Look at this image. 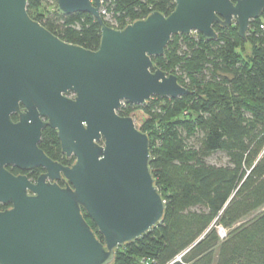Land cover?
<instances>
[{"label": "water", "instance_id": "obj_1", "mask_svg": "<svg viewBox=\"0 0 264 264\" xmlns=\"http://www.w3.org/2000/svg\"><path fill=\"white\" fill-rule=\"evenodd\" d=\"M106 1L55 0L61 14L96 18L100 42L89 50L32 19L26 0H0V203L9 205L0 210V264H110L117 248L161 223L165 200L148 135L117 110L123 101L188 93L152 61L173 34L214 39V23L235 22L246 40L250 20L264 11V0H174L168 15L152 11L115 29L99 13ZM45 126L74 157L70 165L39 148ZM7 166L43 172L31 181Z\"/></svg>", "mask_w": 264, "mask_h": 264}, {"label": "trees", "instance_id": "obj_2", "mask_svg": "<svg viewBox=\"0 0 264 264\" xmlns=\"http://www.w3.org/2000/svg\"><path fill=\"white\" fill-rule=\"evenodd\" d=\"M44 2L26 0L32 19L62 41L98 48L100 25L93 15H64L57 7L37 13ZM174 4L109 0L103 7L110 18L101 17L121 29L152 11L168 15ZM213 28L214 39L196 31L173 34L163 54L152 57L188 93L154 96L141 105L123 101L117 110L148 135L149 166L165 210L161 223L117 248L110 264H264V11L250 20L246 40L235 22ZM38 146L54 161H74L49 126ZM7 206L0 203V210Z\"/></svg>", "mask_w": 264, "mask_h": 264}, {"label": "flooded vegetation", "instance_id": "obj_3", "mask_svg": "<svg viewBox=\"0 0 264 264\" xmlns=\"http://www.w3.org/2000/svg\"><path fill=\"white\" fill-rule=\"evenodd\" d=\"M16 116V115H15ZM17 120V116H16V119H13V121H16ZM42 132V131H41ZM67 157V156H66ZM58 162V161H57ZM60 163V162H59ZM62 164V163H61ZM64 165V164H63ZM70 165V164H69ZM11 168H13V169H16L17 170V173L15 174V175H19V174H23V175H25V176H27L28 177V179H30L31 181H35L36 180V178L38 177V175L39 174H41L42 172H43V169L42 170H39V172H38V174H37V176H36V178H32V177H29V175H32V173H34L35 172V169L36 168H40V167H35V168H33V169H29V170H20V169H18V168H16V167H13V166H10ZM12 173V172H11ZM57 184H59L60 186H64V183L61 181V180H57V181H55ZM9 206V205H8ZM7 206V207H8ZM6 207V208H7Z\"/></svg>", "mask_w": 264, "mask_h": 264}, {"label": "rangeland", "instance_id": "obj_4", "mask_svg": "<svg viewBox=\"0 0 264 264\" xmlns=\"http://www.w3.org/2000/svg\"><path fill=\"white\" fill-rule=\"evenodd\" d=\"M55 7H57L55 0H45L43 5L39 9H37L36 12L37 13L43 12L46 14V13H49L50 11H52ZM109 24H112V22L109 21ZM110 27H112V26H110Z\"/></svg>", "mask_w": 264, "mask_h": 264}, {"label": "built area", "instance_id": "obj_5", "mask_svg": "<svg viewBox=\"0 0 264 264\" xmlns=\"http://www.w3.org/2000/svg\"><path fill=\"white\" fill-rule=\"evenodd\" d=\"M104 3V2H103ZM103 3L101 4V7L99 8L100 15H103L106 20L110 18L109 14H107L105 8L103 7ZM220 235H224V232L220 229L219 230Z\"/></svg>", "mask_w": 264, "mask_h": 264}]
</instances>
